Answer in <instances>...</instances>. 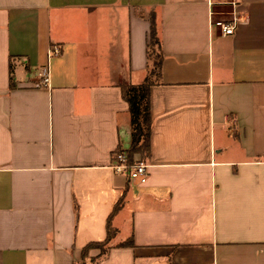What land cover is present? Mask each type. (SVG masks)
I'll return each mask as SVG.
<instances>
[{
	"label": "crops",
	"instance_id": "1",
	"mask_svg": "<svg viewBox=\"0 0 264 264\" xmlns=\"http://www.w3.org/2000/svg\"><path fill=\"white\" fill-rule=\"evenodd\" d=\"M150 13L163 61L141 183L112 153ZM119 200L108 254L83 259ZM0 264H264V0H0Z\"/></svg>",
	"mask_w": 264,
	"mask_h": 264
},
{
	"label": "trees",
	"instance_id": "2",
	"mask_svg": "<svg viewBox=\"0 0 264 264\" xmlns=\"http://www.w3.org/2000/svg\"><path fill=\"white\" fill-rule=\"evenodd\" d=\"M149 19L152 23L151 39L148 45V73L140 83L133 84L125 82L121 85L123 97L129 104L130 110V143L128 146L119 144L112 153V162L115 164L119 161L121 154L125 155L126 163L131 166L137 162H147L151 155V138L153 130V118L151 114V88L157 84L161 75L163 61L162 44L159 35L156 16L150 13ZM127 177L131 178L130 170H127ZM121 207V200L118 201L109 216L107 226V237L103 241L90 242L83 248V259L89 255L92 249H100L98 256L93 260L105 257L112 247L111 241L117 234V229L111 224V217ZM132 244V240L121 243V246Z\"/></svg>",
	"mask_w": 264,
	"mask_h": 264
},
{
	"label": "built area",
	"instance_id": "3",
	"mask_svg": "<svg viewBox=\"0 0 264 264\" xmlns=\"http://www.w3.org/2000/svg\"><path fill=\"white\" fill-rule=\"evenodd\" d=\"M240 18L234 17L233 19L216 20L215 24L221 29L224 35L234 34ZM62 53V48L58 44H53L48 50V59L51 60L52 57L58 56ZM38 86H49L50 85V65L49 63L43 66L39 72ZM149 165L147 162H137L134 165L129 166L126 163L125 155L121 154L119 156V161L114 164V168L117 172H126L130 170V176L134 180H138L141 183H145L149 175Z\"/></svg>",
	"mask_w": 264,
	"mask_h": 264
}]
</instances>
